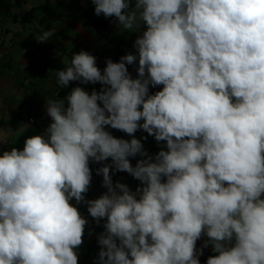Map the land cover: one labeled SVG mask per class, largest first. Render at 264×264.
<instances>
[{
  "label": "clouds",
  "instance_id": "9594fccd",
  "mask_svg": "<svg viewBox=\"0 0 264 264\" xmlns=\"http://www.w3.org/2000/svg\"><path fill=\"white\" fill-rule=\"evenodd\" d=\"M92 3L120 28L146 30L135 54L108 59L103 72L86 51L64 60L58 86L107 87L46 101L45 133L0 155V264H78L88 221L73 198L97 224L107 218L99 264H200L202 236L218 253L207 264H264V0ZM137 60L132 78L126 65ZM150 85L163 88L149 95ZM106 125L143 129L167 150L153 159ZM137 154L147 158L133 167ZM109 158L97 169L107 191L85 200L90 162ZM113 167L143 186L114 184Z\"/></svg>",
  "mask_w": 264,
  "mask_h": 264
},
{
  "label": "crops",
  "instance_id": "0c3cea01",
  "mask_svg": "<svg viewBox=\"0 0 264 264\" xmlns=\"http://www.w3.org/2000/svg\"><path fill=\"white\" fill-rule=\"evenodd\" d=\"M135 0H130L134 7ZM92 0H0V155L15 147L23 150L25 140L33 135H42L50 123L30 124V118H39L46 112V101L66 98L71 90L82 87L89 94L99 92L100 83L82 84L72 81L66 87L57 84L56 71L65 68L64 60H70L73 53L86 51L96 58V66L103 72L106 61L119 62L122 56L135 54L134 42L145 29L120 28L115 17L97 16ZM55 29V35L46 42L37 39L44 32ZM132 78H137L138 60L126 65ZM163 85L149 86V95L162 90ZM100 106L103 107L101 102ZM142 107V106H141ZM139 123H143L141 120ZM27 125L28 127H25ZM115 138L139 139L148 156L155 157L160 150L166 149V141L157 142L153 135L138 129L133 135L121 130L104 126ZM137 154L129 157L133 167L137 161L146 159ZM109 158L103 162H90L92 181L85 200L99 198L107 189L103 186L102 175L97 169L111 165ZM113 183L126 184L133 192L143 185L131 174L110 169ZM81 215L87 219L83 243L76 249L78 264H99L98 255L101 245L99 234L105 232L107 218H101L97 224L87 211L84 203L76 205ZM207 237L202 236L196 242V248L202 249L200 264H207L210 256L218 255L211 245L204 247ZM117 244L120 241L117 239Z\"/></svg>",
  "mask_w": 264,
  "mask_h": 264
},
{
  "label": "built area",
  "instance_id": "2783aa9c",
  "mask_svg": "<svg viewBox=\"0 0 264 264\" xmlns=\"http://www.w3.org/2000/svg\"><path fill=\"white\" fill-rule=\"evenodd\" d=\"M51 123L50 117L47 115V112H44L39 118H30V124H37V123Z\"/></svg>",
  "mask_w": 264,
  "mask_h": 264
}]
</instances>
